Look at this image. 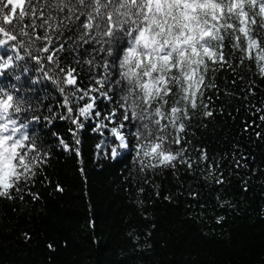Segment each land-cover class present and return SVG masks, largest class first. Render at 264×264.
Segmentation results:
<instances>
[{
  "label": "snow or ice",
  "instance_id": "1",
  "mask_svg": "<svg viewBox=\"0 0 264 264\" xmlns=\"http://www.w3.org/2000/svg\"><path fill=\"white\" fill-rule=\"evenodd\" d=\"M5 76L15 83H0V201L13 211L38 202L37 186L53 183L46 175L53 148L80 157L76 146L88 125L104 137L97 157L130 159L126 183L137 207L147 194L148 203L186 196L197 202L190 208L204 209L207 190L216 192V207L234 208L221 195L231 178L248 191L252 177L264 175L240 142L264 143L256 79L264 80V0H0V81ZM24 78L50 84L58 99L46 104L45 88L34 101L36 88L24 87ZM218 116L240 117L231 151L193 145L189 130L206 129ZM58 120L69 125L73 145L52 131ZM165 171L175 193L155 182ZM55 191L64 188L56 183ZM224 220L215 217L216 224ZM156 227L146 225L144 247L138 233H127L133 252L151 249Z\"/></svg>",
  "mask_w": 264,
  "mask_h": 264
},
{
  "label": "trees",
  "instance_id": "2",
  "mask_svg": "<svg viewBox=\"0 0 264 264\" xmlns=\"http://www.w3.org/2000/svg\"><path fill=\"white\" fill-rule=\"evenodd\" d=\"M256 79L258 91L264 95V80ZM9 81L15 83L9 76L0 83L7 85ZM23 86L36 88L34 101L45 95V88L51 93L46 104L52 103V98L58 99L50 84L33 86L24 78ZM68 127L58 120L52 131L73 145ZM239 127L240 117L233 121L218 116L206 129L193 126L188 138L193 145L206 146L213 153L229 152L239 138ZM79 138L81 143L76 147L80 148V157L53 148L51 164L46 168L53 183L37 186L36 191L41 193L38 202L22 204L13 211L11 202L0 201V264H264V175L253 176L248 191L243 190L239 178H231L221 195L234 208L216 207V192L207 190L199 201L208 205L204 209L190 208L197 202L186 196H177L174 203H169L161 195L148 203L147 194L142 197L145 205L137 207L136 190L126 183L130 159L97 157L102 150L96 144L104 137L92 132L91 125L81 131ZM46 142L56 144L52 136H47ZM240 142L244 151L255 158L249 160L252 168L264 165V143L246 139ZM155 182L163 191L176 192L168 171L158 175ZM56 183L64 188L63 192L55 191ZM141 211L153 219L145 220ZM220 215L225 220L216 224L215 217ZM150 223L157 225L147 239L151 249L133 252L137 244L127 233H138L137 243L144 247L146 225ZM49 243L55 251L47 247Z\"/></svg>",
  "mask_w": 264,
  "mask_h": 264
}]
</instances>
